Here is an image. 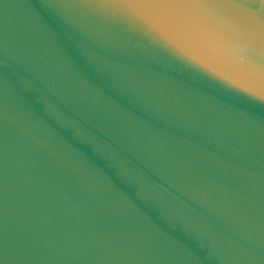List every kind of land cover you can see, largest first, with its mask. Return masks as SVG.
I'll return each instance as SVG.
<instances>
[{"label":"water","instance_id":"1","mask_svg":"<svg viewBox=\"0 0 264 264\" xmlns=\"http://www.w3.org/2000/svg\"><path fill=\"white\" fill-rule=\"evenodd\" d=\"M0 264H264V0H0Z\"/></svg>","mask_w":264,"mask_h":264}]
</instances>
